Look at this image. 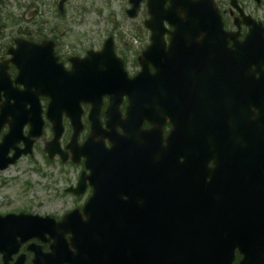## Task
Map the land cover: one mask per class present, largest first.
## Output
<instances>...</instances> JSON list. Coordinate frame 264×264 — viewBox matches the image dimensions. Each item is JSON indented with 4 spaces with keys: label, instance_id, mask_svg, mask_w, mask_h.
<instances>
[{
    "label": "flooded vegetation",
    "instance_id": "af4514ba",
    "mask_svg": "<svg viewBox=\"0 0 264 264\" xmlns=\"http://www.w3.org/2000/svg\"><path fill=\"white\" fill-rule=\"evenodd\" d=\"M72 1L0 0V143L10 130L12 116H20L23 121L33 119L24 124L14 144L15 148L24 150L31 141L30 152L22 154L15 163L0 171V191L9 181H16V178L2 177L8 169L21 159L38 164L36 158L39 154L44 164L82 166L76 183L70 185L77 186L83 172L85 177L89 175L83 146L93 131L90 114L99 109L101 125L106 129L107 112L115 103L112 98L121 95L117 112L125 120L133 105L131 97L141 95L142 89L152 84L155 91L153 108L140 110L141 116L136 115L132 121L141 125L142 130L157 129L161 154L166 161L163 170L173 171L178 180L193 172V180L199 184L201 191L224 199V202L229 201L233 211L263 209L264 0H192L199 1L196 3L198 8H216L219 18L210 16L206 19L213 24L215 32L206 33L199 22L197 27H187L189 34L182 36L175 25L164 19L165 35L157 43L159 47L151 56L152 62H147L144 57V52L154 44L152 30L147 26L152 19L148 10L149 0L142 1L135 17H131L128 11L132 8V0H129V7L125 10L127 17L135 20L146 4V16L136 27V33L146 31L147 39L120 41L115 31L102 42L94 44L91 39L83 43L66 42L71 32L68 22L73 13ZM170 6L171 1L167 0L164 7ZM177 10L181 17H185L182 9ZM220 20L222 30H218ZM109 38L113 39L118 61L109 55L103 60L101 69L107 71V75L95 78L90 75V67L85 66L82 70L86 73L84 78L99 83L85 86L80 93L67 89L60 76L62 72H58L60 67L71 72L77 64L92 60L91 54L103 52ZM24 63L44 73L48 70L58 84L57 95L60 98H74V95L97 98L102 94L100 105L92 101L80 103L82 130L77 135L76 143L72 140L75 133L72 119L63 111L64 132L58 140L59 144H53L52 152L47 150L55 135L53 122L47 117L49 104L55 95L47 92V95L40 94L38 98L17 97L18 92L27 88L18 80L20 65ZM120 63L126 77L119 69ZM37 100L39 110L31 105ZM136 103L141 108V98ZM148 111L154 115V123L150 121ZM38 113L40 121L36 119ZM32 131L39 135L33 136ZM117 132L124 134L123 127L117 126ZM144 142L145 138L140 137L138 132L131 135L129 144L133 151L139 150L134 144ZM105 145L110 148L112 141L106 139ZM14 153L15 149L11 148L7 155L13 157ZM84 186V192L78 196L66 188L67 195L75 201L67 212L83 210L93 193L89 181ZM205 186L212 188V191H206ZM20 204L19 200L0 202V217L26 213L50 216L55 221L63 218L55 211L41 213ZM45 227L51 226L39 228ZM10 230L0 221L3 235L0 264H35L37 254L44 256L43 262L58 260L45 256L52 251V244L56 243L55 233L51 230L45 228L36 231L37 235L27 239L28 235L23 233L11 238L4 236ZM233 260V264H264V254L246 262V256L238 248Z\"/></svg>",
    "mask_w": 264,
    "mask_h": 264
},
{
    "label": "water",
    "instance_id": "95a60500",
    "mask_svg": "<svg viewBox=\"0 0 264 264\" xmlns=\"http://www.w3.org/2000/svg\"><path fill=\"white\" fill-rule=\"evenodd\" d=\"M142 1H131L132 8L128 10L131 17L137 15ZM166 1L149 0L148 10L152 19L147 26L152 30L154 44L144 52L147 62H152L151 56L159 47L157 43L165 35L164 19L175 25L176 31L182 36L189 34L186 32L187 27H197L199 22L206 33L215 32L213 24L206 21L210 16L219 18L213 6L201 9L196 4L199 1L170 0L171 6L165 8ZM177 8L185 12V17L180 16ZM218 22V30H222L221 20ZM105 47L103 52L91 54L92 60L77 64L71 72L60 67L58 72H62L60 76L67 89L80 93L85 86L99 83L84 78L86 73L82 70L85 66L90 67V75L95 78L107 75L101 66L108 55L116 59L112 38L106 40ZM22 65L18 80L27 88L17 93L18 98H38L40 94L47 95V92L55 95L47 113L53 122L55 135L47 150L52 152L53 144H59L58 140L64 132L61 118L63 111L72 119L75 129L72 140L76 143L77 135L82 130L80 103L92 101L100 105L102 94L97 95V98L87 95L60 98L57 95L58 84L48 70L46 79V73L39 68H29L25 63ZM119 69L126 77L121 63ZM145 70L148 71L147 66ZM52 73L55 76V72ZM147 86V89H142L141 95L131 97L133 105L125 120L117 112L121 95L112 98L115 103L107 112L106 129L101 125L99 109L90 114L93 131L83 146L86 170L90 173L85 177L83 172L77 187L68 189L78 196L84 192L87 181L93 186V193L83 210L69 212L60 221L50 216L26 213L0 217V221L12 229L4 233L9 238L22 236V233L28 235L25 239L31 238L37 235L36 231L45 228L55 233L56 243L52 244V251L45 256L58 260L43 262L44 256L37 254L35 264H233L238 248L246 256V262L264 254V208L233 211L229 201L224 202V199L201 191L199 184L193 180V172L178 180L173 171H169L168 175L169 172L163 170L166 161L161 154L157 129L142 130L141 125L133 122L136 115L141 116L140 110H149L154 106L155 91L152 84ZM139 98L141 108L136 103ZM31 105L39 110L38 100ZM148 113L151 114L150 111ZM36 119L41 120L40 113ZM149 119L154 123L153 114ZM29 120L33 119L23 121L20 116H12L10 130L0 143V171L15 163L22 154L30 152L31 141L24 150L14 146L22 127ZM117 126L123 127L124 134H118ZM138 132L145 142L134 144V147L142 153L139 150L132 151L129 144L131 135ZM31 134L39 135L33 131ZM106 139L112 141L110 148L105 145ZM11 148L15 149V153L13 157H8ZM205 189L212 191L207 186ZM45 225L51 227L39 228ZM2 237L0 232V245Z\"/></svg>",
    "mask_w": 264,
    "mask_h": 264
},
{
    "label": "rangeland",
    "instance_id": "374dc122",
    "mask_svg": "<svg viewBox=\"0 0 264 264\" xmlns=\"http://www.w3.org/2000/svg\"><path fill=\"white\" fill-rule=\"evenodd\" d=\"M72 2L73 13L68 22L71 32L66 40L67 43L71 41L83 43L90 39L93 44L100 43L115 31L120 41L135 42L148 38L144 30L140 34L136 33V27L146 16V4L142 7L139 17L131 20L125 11L129 7V0H73ZM36 160L38 164L21 159L4 173L3 178H16V181H9L1 189L0 202L19 200L20 206L28 210L34 209L41 213L55 211L62 217L75 202L65 190L76 183L82 166L44 164L40 154ZM14 206L18 207V204Z\"/></svg>",
    "mask_w": 264,
    "mask_h": 264
}]
</instances>
